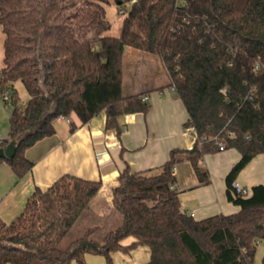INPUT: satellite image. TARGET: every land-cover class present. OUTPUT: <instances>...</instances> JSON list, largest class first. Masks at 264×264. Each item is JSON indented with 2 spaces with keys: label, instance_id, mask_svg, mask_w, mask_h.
Segmentation results:
<instances>
[{
  "label": "trees",
  "instance_id": "trees-1",
  "mask_svg": "<svg viewBox=\"0 0 264 264\" xmlns=\"http://www.w3.org/2000/svg\"><path fill=\"white\" fill-rule=\"evenodd\" d=\"M110 0H0L4 34L0 93L13 106L7 147L0 158L18 177L34 163L26 151L56 134L60 117L77 115L83 124L105 112L108 128L121 133L120 119L147 113L144 94L123 93L127 47L163 62L169 87L188 113L185 126L197 140L190 149L174 148L158 169L131 172L127 165L113 189L121 223L102 240L97 227L60 245L99 192L102 181L66 174L48 189L36 188L12 222L0 218V264H86L85 255L131 254L145 246L146 264H255L264 239V185L247 197L235 195L231 182L264 154V0H115L126 17L120 36L108 35ZM128 8H123L128 5ZM22 82L29 99L19 105L14 88ZM76 127L72 125V130ZM236 149L240 160L227 176L234 214L197 220L184 212L175 169L190 162L202 183L205 155ZM133 238L129 244L124 241ZM264 264V258L262 263Z\"/></svg>",
  "mask_w": 264,
  "mask_h": 264
},
{
  "label": "crops",
  "instance_id": "crops-1",
  "mask_svg": "<svg viewBox=\"0 0 264 264\" xmlns=\"http://www.w3.org/2000/svg\"><path fill=\"white\" fill-rule=\"evenodd\" d=\"M136 56L133 53L132 57ZM139 62L131 69L127 95L143 93L150 110L123 116L120 119L121 133L116 128L107 127L105 112L94 116L86 124L75 114L69 117V121L66 118L57 119L56 134L26 151V157L34 163L29 173L18 177L7 163L0 164L2 220L7 223L15 220L36 188L46 190L60 177L70 174L102 181L99 192L81 218L104 220L112 227L119 225L122 218L114 209L113 189L118 186L124 168L128 165L131 172L156 170L169 159L172 149L194 146L197 132L193 127L185 126L189 116L175 89L169 87L168 82L147 83L139 75L142 68ZM28 99L27 93L26 103ZM10 116L11 113L9 123ZM72 125L76 127L74 130ZM240 158L241 154L236 149L205 155L200 167L208 173L206 183L200 182L190 162L178 164L175 189L180 195L182 210L197 220L238 212L240 207L228 199L227 176ZM236 180L250 189L264 185V154L254 158ZM260 243L264 245V241ZM148 255L150 250L144 249L138 264H143ZM103 260L107 261L102 255H85L86 264H105ZM72 264L80 263L73 261ZM116 264L134 262L131 259L117 261Z\"/></svg>",
  "mask_w": 264,
  "mask_h": 264
},
{
  "label": "rangeland",
  "instance_id": "rangeland-1",
  "mask_svg": "<svg viewBox=\"0 0 264 264\" xmlns=\"http://www.w3.org/2000/svg\"><path fill=\"white\" fill-rule=\"evenodd\" d=\"M129 4L122 7L128 8ZM107 17L108 20L112 24V28L107 32L108 35L112 36H120L121 30L123 27L124 19L126 17V13L124 10H120V8H117V4L115 3V0H110L109 5L107 6ZM4 34L2 31V28L0 26V68L3 67V58H4ZM133 53H135L137 56L134 58ZM143 55H146L142 58ZM140 61V65L142 68H140V77H143V80H145L147 83L150 84H164L166 82L169 83V77H167V71L166 68L161 61V59L158 56L139 51L137 49L127 47L124 57V90L123 93L125 95L128 94V85H129V79H130V72L135 63ZM134 72V69L132 70ZM142 74V75H141ZM134 75V74H133ZM14 88L17 91V95L19 97V105H23L26 103L27 98V92L25 90V87L22 82H16L14 85ZM13 106L11 104V101H6V98L4 97L3 93H0V138L5 139L9 135L10 131V123H9V114L12 112ZM224 151V150H223ZM249 194L251 192L250 188H247ZM118 213V212H117ZM119 215V213H118ZM108 223V222H106ZM105 221H101L98 219L95 220H88L85 218H80L75 226L72 228V230L69 232V234L65 237V239L61 243V247L64 248L67 245H69L73 240L83 236L86 231L90 228L97 227L95 232L91 235L93 239L96 240H102L103 237L112 229H114L115 226L106 225ZM133 241V238H128L124 241L125 244H129ZM264 239L261 241L263 242ZM145 246L139 247V249L134 253L126 254L122 252H116L112 255V263L116 264L117 261L123 262L125 260H131L133 259L134 264H138L141 259L140 256L142 255V252L144 249H148ZM150 258V255H148L147 259H143V264H145ZM264 258V245L261 243L259 244L255 256V264H261L262 260ZM105 264H108L106 260H103Z\"/></svg>",
  "mask_w": 264,
  "mask_h": 264
},
{
  "label": "built area",
  "instance_id": "built-area-1",
  "mask_svg": "<svg viewBox=\"0 0 264 264\" xmlns=\"http://www.w3.org/2000/svg\"><path fill=\"white\" fill-rule=\"evenodd\" d=\"M4 97L6 100L10 99V93L9 91H4L3 92ZM60 118H65V117H60ZM59 119V118H58ZM69 121V118H66ZM4 139L0 138V142H2ZM219 150L223 151L224 149V143L222 141L218 142ZM231 190L235 195L241 196V197H247L249 195V192L246 187H244L238 180H233L231 182ZM172 189H175V185L172 186Z\"/></svg>",
  "mask_w": 264,
  "mask_h": 264
},
{
  "label": "water",
  "instance_id": "water-1",
  "mask_svg": "<svg viewBox=\"0 0 264 264\" xmlns=\"http://www.w3.org/2000/svg\"><path fill=\"white\" fill-rule=\"evenodd\" d=\"M17 150V142H10L7 147H0V158H12L15 156Z\"/></svg>",
  "mask_w": 264,
  "mask_h": 264
}]
</instances>
